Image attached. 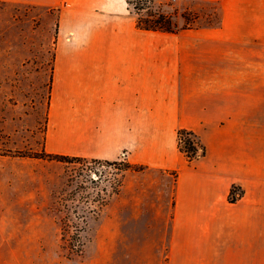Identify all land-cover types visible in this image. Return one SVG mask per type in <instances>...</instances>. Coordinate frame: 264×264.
I'll use <instances>...</instances> for the list:
<instances>
[{
  "label": "crops",
  "instance_id": "crops-1",
  "mask_svg": "<svg viewBox=\"0 0 264 264\" xmlns=\"http://www.w3.org/2000/svg\"><path fill=\"white\" fill-rule=\"evenodd\" d=\"M27 1L61 6L44 150L144 166L105 210L151 222L156 264H254L246 243L227 239L263 218L264 60L253 61L252 37L222 32L224 22L142 30L124 0ZM179 129L203 156L187 161Z\"/></svg>",
  "mask_w": 264,
  "mask_h": 264
},
{
  "label": "rangeland",
  "instance_id": "rangeland-1",
  "mask_svg": "<svg viewBox=\"0 0 264 264\" xmlns=\"http://www.w3.org/2000/svg\"><path fill=\"white\" fill-rule=\"evenodd\" d=\"M124 1L136 19V1ZM60 7L0 0V264H156V230L144 227L151 222H119L106 206L88 219L79 255L67 258L60 247L58 200L66 189V174L73 169L94 180L99 177L98 183L86 184L91 193L102 187L110 190L118 178L113 166L66 165L43 156ZM148 8L138 10L139 17L150 10L168 14L177 29L173 33L230 23L232 27L222 32L251 36L253 61L261 54L264 60V0H151ZM80 181L77 178L67 190ZM241 196L242 191L232 186L228 200ZM262 214V220L248 223L244 237L232 235V228L227 237L229 243H246V259L254 264L264 261L263 207Z\"/></svg>",
  "mask_w": 264,
  "mask_h": 264
},
{
  "label": "trees",
  "instance_id": "trees-1",
  "mask_svg": "<svg viewBox=\"0 0 264 264\" xmlns=\"http://www.w3.org/2000/svg\"><path fill=\"white\" fill-rule=\"evenodd\" d=\"M127 1V0H126ZM134 9L136 10V25L142 30L148 31H162V32H176L177 29L168 14L159 10H150L146 17H139L140 9H151L149 3L151 0H135ZM145 5V6H144ZM128 9V8H127ZM177 145L179 151L185 156L187 161H192L196 157L205 154V148L200 143L197 135L186 129L177 130ZM43 156L47 159H56L65 163L66 165H74L79 163H98L106 166L114 167L118 178L110 185V190L102 187L95 193L87 192L86 184H96L100 178L95 180L90 177V174L76 173L73 169L66 174L64 186L59 195V205L61 216L59 218L60 225V241L61 249L67 258L79 255L84 246L82 233L88 223V219L92 216H97L102 209L107 205L109 200L115 196L122 185L124 172L127 170L140 171L144 166L138 164H131L129 162L121 161H106L98 159H87L82 157L58 155L43 152ZM123 167H120L122 166ZM77 178H81L80 183H77L75 189L67 190ZM233 201V200H230Z\"/></svg>",
  "mask_w": 264,
  "mask_h": 264
}]
</instances>
